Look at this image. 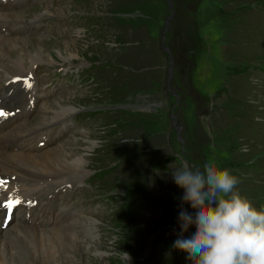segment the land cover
Here are the masks:
<instances>
[{
  "label": "rangeland",
  "instance_id": "rangeland-1",
  "mask_svg": "<svg viewBox=\"0 0 264 264\" xmlns=\"http://www.w3.org/2000/svg\"><path fill=\"white\" fill-rule=\"evenodd\" d=\"M6 9L20 10L24 23H43L18 37L44 45V57L31 73L41 87L53 90L39 96L29 118V96L20 95L16 107L23 115L8 119L14 122L2 136L24 121L47 132L32 129L15 137L5 146L9 163L12 152L23 156L28 139L33 144L44 136L48 142L50 136L51 147L80 156L85 169L71 191L47 186L46 195L58 190L61 205L70 209H51L62 233L72 222L68 216L79 212L86 224L87 217L97 221L94 240L76 226L81 254L70 252L67 258L75 264L188 262L187 252L173 247L184 190L171 172L195 163L230 169L239 179L236 190L258 210L264 207V0H38ZM34 14L41 17L33 21ZM30 47L23 49L32 52ZM8 50L30 63L26 50ZM43 101L56 119L49 118L48 125H38ZM55 101L63 105L64 119L54 113ZM68 106L75 109L70 113ZM58 122L65 126L59 128ZM6 174L5 187L23 189ZM25 177L38 179L36 173ZM1 186L6 193L26 194ZM20 206L17 212L30 220L16 222L20 242L10 232L4 248L14 257L24 256V244L33 246L30 229L51 227H36L31 210ZM183 207L194 214L189 204ZM32 210L35 215L45 211Z\"/></svg>",
  "mask_w": 264,
  "mask_h": 264
},
{
  "label": "bare ground",
  "instance_id": "bare-ground-1",
  "mask_svg": "<svg viewBox=\"0 0 264 264\" xmlns=\"http://www.w3.org/2000/svg\"><path fill=\"white\" fill-rule=\"evenodd\" d=\"M40 17H41L40 14L37 15L34 14V19L33 18L31 19H33V21H36ZM24 22L27 21H25V17L20 10H14L12 12H8L6 8L0 10V25L1 24L7 25L12 33L10 34L6 31L0 32V74H1L0 78L4 79V81L11 77H25L32 75L31 70L33 65L38 60H42L44 57L43 55L45 53V47L43 44H41L39 41H36L35 43L26 37H18L19 35L18 33L23 32L28 24L34 23V22L33 23L31 22L24 23ZM24 45L25 48L27 47V45H29V47L31 46L30 48L32 49V52L27 51L25 48L23 49ZM8 49H13L15 50V52L17 51L25 52L26 50L30 63H25V59L22 57L20 53H19L20 55L16 53L17 54L16 58H14L13 56L11 57L10 54L8 53L10 52ZM50 59L51 61H53V57H51ZM4 76H8V77H4ZM0 90L6 92L3 89ZM24 91L26 92V95H28L27 90L25 89L19 90L14 88L12 93L5 98V103L8 105L13 104L14 106H19L20 95L23 94ZM42 104L46 106L45 108H42L43 111H45V113L44 116L41 118L42 121L38 125H42L50 122L48 121L49 118H51V121H54L53 119H55V116L53 117L51 113L47 114V110L49 109L48 106L49 102L43 101ZM55 105L58 106V109H54V113H59L58 118L64 119L66 115L61 116L60 114V111L64 109L62 107L63 105L60 104L58 101H55ZM67 109L70 112L75 108L73 106H68ZM27 114L28 111H26V115ZM9 119H13V117ZM24 122L20 123L18 127L14 128L13 129L14 132L12 133L3 134L2 136V131L0 132V181H3V179L1 178L5 176V173H7L8 177L11 180L16 181L17 183L21 182L22 183L21 187L23 189H18L20 185H16V186L12 185L10 187H5L4 184L2 185L4 186V188H9L10 190H14V191L16 190L17 192H21V191L26 192V194L22 196L18 195L22 199L27 200L30 198H36L37 199L36 205L29 208L31 210L30 217L32 223L36 227H47L49 225H51V227L49 226L50 228L43 230H39L37 228L30 229L32 230L30 234L31 236L30 235L28 236H30L29 238L33 239V246L24 244L25 247V251L23 254L24 256H21L19 253V255L14 257L13 255H10L8 253L9 249L7 250L6 248H4V246H6L7 245L6 243L10 240L11 238L10 232L12 230H13L12 237H16V239L19 240L18 242L22 240L20 238L21 236L20 237L16 236V233H21V232L15 233L14 230V228L16 227V222L19 219L15 220L12 218V220L6 225H2L0 221V264H2V259L5 260V257L8 259H6V263L3 264H55V262L59 260H60L59 261L60 264H64L63 262L68 263L69 261L72 262V264H75L77 261L75 262V260H71L69 259V257L67 258V256L70 255V252L71 255L73 252L81 254V249H80L81 245L78 243L79 239L75 237L76 226L81 227L85 236H87L89 240H94L95 238H97V234L95 232V222L97 221L92 217H87L88 223L86 224L85 222L86 217H83L81 214H79L80 213L79 212L76 217L68 216L72 218L70 219L72 220V222L68 224L69 229L68 231L66 230L67 233L66 234L62 233V231L59 230V228L55 224L56 219L55 217H53V213L51 209H53L54 203H55V209L58 206H60L57 212H61L62 210H68L69 206L65 205L64 203L63 205H61L62 202L59 201L58 192H57L58 190L55 191L50 196H47L46 193H47L48 185L54 188H56L55 185H60L62 186L63 190H67V191L73 190L81 180L80 176L85 174L82 158L80 156H75V154L74 155L69 154L70 152L67 153V151L66 152L62 150L59 151L57 148H55L56 146L51 147L50 145L52 144L51 142L52 137L48 136V142H46V144H44L41 147L36 146L37 142L32 144L33 139H28L27 145L25 146L27 150L22 154L23 156H21V154H19L18 152H12L15 158L14 160L12 159L13 160L12 163H9L11 151H9V149L5 146L12 145V141L14 140L15 137L22 134L28 135L32 129H36L40 133V135H42L44 131L47 132V129L45 127L39 126L40 128H37L36 126L28 125V123L22 125ZM57 124L59 125V128L65 126L60 122H58ZM55 133L56 132L52 134L54 135ZM59 133H61V129H58V134ZM34 173H36L38 179L34 178L33 180H28L25 177L31 174L33 175ZM54 180L55 183L52 182ZM0 187L2 186L0 185ZM35 193H37L38 196H35L34 195ZM7 194H15V193L13 192L6 193L0 190L1 196H5ZM36 207H39L40 209H45V211H43L40 215H35L33 214L32 209H35ZM0 218H1V213H0ZM63 225L65 226V224ZM46 237L48 238L47 240L45 239ZM90 244L91 242H88L86 245L88 246ZM92 245L95 247L94 253L98 252L99 248H97V244L95 243Z\"/></svg>",
  "mask_w": 264,
  "mask_h": 264
},
{
  "label": "clouds",
  "instance_id": "clouds-1",
  "mask_svg": "<svg viewBox=\"0 0 264 264\" xmlns=\"http://www.w3.org/2000/svg\"><path fill=\"white\" fill-rule=\"evenodd\" d=\"M171 175L184 190L173 247L187 252L188 264H264V207L236 190L230 169L195 163Z\"/></svg>",
  "mask_w": 264,
  "mask_h": 264
},
{
  "label": "snow or ice",
  "instance_id": "snow-or-ice-1",
  "mask_svg": "<svg viewBox=\"0 0 264 264\" xmlns=\"http://www.w3.org/2000/svg\"><path fill=\"white\" fill-rule=\"evenodd\" d=\"M7 115V113L0 111V116H5ZM4 181H0V185L4 184ZM20 200L19 199H15V200H9L8 203L6 205H4L5 208H12L14 205L19 204Z\"/></svg>",
  "mask_w": 264,
  "mask_h": 264
},
{
  "label": "water",
  "instance_id": "water-1",
  "mask_svg": "<svg viewBox=\"0 0 264 264\" xmlns=\"http://www.w3.org/2000/svg\"><path fill=\"white\" fill-rule=\"evenodd\" d=\"M169 3L171 4V0H169ZM172 18V15L170 14L169 16H167L166 18H165V21H166V23L170 20ZM162 37H164V36H162ZM163 49L167 52V55H171V53H170V50L168 49V47H163ZM171 63L169 64V67H168V71H169V73H170V70H171ZM175 97H177V94H175L174 92H171ZM176 128H178V126H175Z\"/></svg>",
  "mask_w": 264,
  "mask_h": 264
},
{
  "label": "trees",
  "instance_id": "trees-1",
  "mask_svg": "<svg viewBox=\"0 0 264 264\" xmlns=\"http://www.w3.org/2000/svg\"><path fill=\"white\" fill-rule=\"evenodd\" d=\"M228 5H229V4L227 3V5H225V7L228 8V7H229ZM233 8H236V7L234 6ZM229 9H230V8H229ZM185 264H188V262H186Z\"/></svg>",
  "mask_w": 264,
  "mask_h": 264
}]
</instances>
